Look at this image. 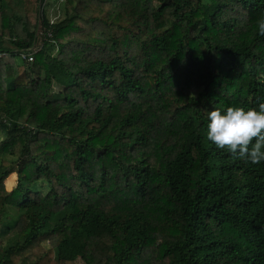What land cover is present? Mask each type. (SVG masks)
Segmentation results:
<instances>
[{
	"label": "trees",
	"instance_id": "1",
	"mask_svg": "<svg viewBox=\"0 0 264 264\" xmlns=\"http://www.w3.org/2000/svg\"><path fill=\"white\" fill-rule=\"evenodd\" d=\"M53 1L0 0V264H264V162L207 139L264 0Z\"/></svg>",
	"mask_w": 264,
	"mask_h": 264
},
{
	"label": "clouds",
	"instance_id": "2",
	"mask_svg": "<svg viewBox=\"0 0 264 264\" xmlns=\"http://www.w3.org/2000/svg\"><path fill=\"white\" fill-rule=\"evenodd\" d=\"M259 35L264 36V20L258 21ZM207 139L220 149L252 164L264 162V102L257 108H214L209 112Z\"/></svg>",
	"mask_w": 264,
	"mask_h": 264
},
{
	"label": "rangeland",
	"instance_id": "3",
	"mask_svg": "<svg viewBox=\"0 0 264 264\" xmlns=\"http://www.w3.org/2000/svg\"><path fill=\"white\" fill-rule=\"evenodd\" d=\"M53 2H54L53 0H51V3H50V0H47L46 14L48 15V17H50L52 21H57V18L60 16V10H59L58 4L56 3L53 4ZM12 61L14 63H19L21 61V56L16 55L14 59H12ZM14 175L15 177L13 179H12V176L10 175L6 180V188L8 190H12V188H14L15 185L17 184L18 177L16 173H14Z\"/></svg>",
	"mask_w": 264,
	"mask_h": 264
},
{
	"label": "built area",
	"instance_id": "4",
	"mask_svg": "<svg viewBox=\"0 0 264 264\" xmlns=\"http://www.w3.org/2000/svg\"><path fill=\"white\" fill-rule=\"evenodd\" d=\"M20 56H21V59H23V60H26V59H28L29 61L34 60L33 53H27L25 51H21Z\"/></svg>",
	"mask_w": 264,
	"mask_h": 264
}]
</instances>
